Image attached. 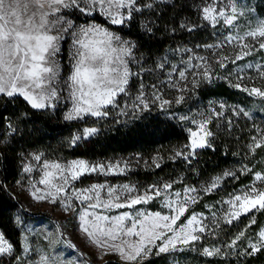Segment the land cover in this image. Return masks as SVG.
Here are the masks:
<instances>
[{
  "label": "snow or ice",
  "instance_id": "1",
  "mask_svg": "<svg viewBox=\"0 0 264 264\" xmlns=\"http://www.w3.org/2000/svg\"><path fill=\"white\" fill-rule=\"evenodd\" d=\"M74 9L82 14L92 16L97 11L107 18L108 23L114 26H130L137 13H142L145 9H153V3H142L141 0H0V95L9 98L22 97L32 109L46 110L55 105L52 101L58 100L60 96L59 87V65L56 60L60 52V43L65 39V34H69L73 40L74 51L72 60V72L65 86L69 88L70 97L73 101L71 109L66 112V121L85 120L92 116L105 118L109 116L108 107H119L118 97L126 93L130 78L138 73H132L129 67L130 62H135L134 49L137 45L131 39H124L120 35L112 32L109 28L89 23L76 25L72 19L65 14V10ZM202 20L206 21L215 29L221 24L230 26L227 28L228 35H223L216 43L195 45V48L203 47L208 50L222 49L224 45L231 44L234 40L241 46L234 48L231 53L216 52L211 57H202L193 54V49L184 47L174 51H180L187 55V59L182 61V67L171 66L169 72V84L175 88L172 81L173 72H177L181 81H187L188 75L193 79L191 84L198 87L201 82L209 84L214 79H224L231 87L239 89L249 96L264 98V86L249 87L242 83L245 79L243 75L245 68H252L251 63L238 67L235 73L229 71L227 76H219L213 68L227 69L229 64H236L244 57L255 51L264 50V18L248 24V30L244 37L254 38L258 41V48L251 43H242L244 37L233 36L232 29L239 28V20L250 14L251 10H244L236 3L230 6H217L214 2H209L201 8ZM154 24L155 22H151ZM180 27L188 32L195 31L199 25L187 22L181 23ZM141 28L149 35H154V29L148 21L141 22ZM172 32L176 29L172 28ZM215 34V33H214ZM199 61V63H192ZM167 59L156 66L163 69ZM260 71L258 75L264 78V63L255 65ZM191 70V71H189ZM235 75L237 81L233 82L231 77ZM155 91L151 94V100L145 95L141 83L138 95L135 98L136 109H149L150 104L159 102L160 108L181 104L185 97L180 95L173 100L164 99L158 94L156 85L151 86ZM187 83L183 84L178 91H187ZM219 107L224 109L225 102H220ZM234 115L249 113L242 108H233ZM120 114H126L121 109ZM202 115L201 121L197 124L194 117L187 116L174 117L179 120L197 124L196 130L188 129L189 143L185 144L182 150L175 153L178 157L191 163V158L196 155L197 149L212 148L209 137L213 133L207 128L212 116L220 117L224 113L213 112L209 116ZM0 119H5L0 117ZM231 125V120L228 121ZM8 134H14L16 128L11 121L7 123ZM99 130L95 127H83L74 134L69 141L76 144L78 141L90 138L97 134ZM264 147V130H260V135L251 137L248 145L249 151L254 152L257 148ZM3 156L0 154V159ZM42 161V154H28V157L21 159V170L24 173H31L33 165L31 161ZM160 165L157 164L156 167ZM112 170V166H107ZM118 167V165L116 166ZM104 164H90L81 159L72 160L61 164L60 162H48L43 160V176L38 181L44 185L47 191L34 188L32 196L39 201H49L51 203H61L64 211L74 215L78 219L79 229L92 239L93 243L103 254H116L123 264H144L150 255L168 253L180 247L190 250L196 248L197 242L204 239L206 233L216 235L215 228L219 227L216 213L211 214L209 224L204 223L203 214L192 212L185 217L178 227L177 220L188 212L189 203L195 204L201 192L208 193L216 190L220 181L224 177L238 179L239 174L251 172L255 181H260L245 186V190L240 193L231 194V199L222 203L228 205L225 210V222L231 224L233 220H239L242 215L250 213L254 209H264V171H254L242 165L238 170H225L221 175L214 177L204 187L197 189L194 186L184 188V199H179L181 193L177 192L178 199L169 201L166 206L173 214L162 215L161 212L144 213L136 211L135 216L130 212H122L119 215L109 216L90 212L89 209H111V208H132L134 205L147 203L154 196H160L161 189L172 188L171 183L162 185H150L148 190L141 193L138 189L133 194L135 186L124 185L123 191L130 195L121 196L118 190L112 186H107L108 199L101 201L100 190L104 189V184H92L85 188H76L74 181L80 180L90 172H104ZM124 171V169H120ZM19 184L20 182L17 181ZM0 185V188H3ZM151 193V194H149ZM195 193V195H192ZM95 202H91V201ZM75 201L87 203V207L80 210L75 207ZM141 217H143L141 219ZM19 221V217H17ZM128 222L126 225L125 222ZM108 222V223H105ZM255 223V220L251 221ZM247 227V226H246ZM63 236V233H61ZM125 237H135V240H128ZM47 238V237H46ZM247 239L248 243L242 247L238 255H253L264 249V230L259 232V238L253 240L252 237H245L244 231L239 232L234 238L228 241L224 247L235 249L238 247L237 241ZM59 242V241H56ZM70 247L75 248L70 241H65ZM202 253L205 256L227 255L220 247H204ZM14 245L0 232V254H12ZM155 250V251H154ZM27 251V248L25 249ZM17 264H23L20 256L15 257ZM40 264H63L57 257L41 256ZM68 264H78L76 261H69Z\"/></svg>",
  "mask_w": 264,
  "mask_h": 264
},
{
  "label": "rangeland",
  "instance_id": "2",
  "mask_svg": "<svg viewBox=\"0 0 264 264\" xmlns=\"http://www.w3.org/2000/svg\"><path fill=\"white\" fill-rule=\"evenodd\" d=\"M142 3H153V9H145L142 13H137L135 20L141 25V22L152 21L155 14L161 15V17H166V22L169 26L180 27L181 23L187 22L189 25H209L206 21L202 20L201 8L209 3L214 2L217 6H230L233 3H236L238 7L244 10H251L250 14L241 17L239 20V28L232 29V35H239L244 37V33L248 30V24L245 21H248L249 24H254L255 21L264 18V13H255L253 7L250 4H246L243 0H141ZM187 8V9H186ZM65 14L69 19H72L76 25H85L89 23H96L103 25L109 28L112 32L120 35L124 39H131L135 41L137 47L134 49L135 62H130L129 67L132 73H138V75H133L130 78L129 85L127 86L126 93L120 94L117 98L119 101V107L113 108L112 106L108 107L109 116L105 118H97L90 116V123L82 124L80 127H74L70 134V139L74 134H76L79 129L83 127H95L98 130L102 129L105 126L108 119H124L132 117L136 112L141 111V109H136L135 98L139 93L140 85L143 83V91L146 96L151 100V94L155 91L151 86L156 85L159 89L160 95L164 99L173 100L174 98L183 95L185 97L184 101L181 104H172L171 106H165V108L159 107V102L156 104H150L149 109L154 113H158L161 116L169 117L174 120L179 116L194 117L197 121V124L201 121L202 115L209 116L212 114L213 109L216 112H223L224 115L220 117L212 116L210 123H208L207 128L213 133L212 137H209L210 141H213L214 138L217 139L219 134H223V128L235 129V131L240 135H237L236 138L239 139V144L245 143L247 147L244 149L245 152H248L252 158V162L246 160H238L237 162L223 163L218 168L216 167L213 171H208L207 174L201 172H195L191 174L189 180H185L183 183H178L181 179L179 174H149L150 178H146L139 173V171H154V168L157 164L160 163L162 157H170L173 161L176 157L175 153L182 150L183 146L189 143L188 129L196 130L197 124L190 123L186 121L184 126L187 133L186 140H175L173 143L168 146H155L149 152H140V151H128V152H116L108 155H95V156H86V155H73L70 157L62 156L60 154H52L53 152L49 151L47 148L40 145L26 146L22 150L23 157H28V154H42V161H31L33 165V171L31 173L22 172L21 168L16 178L15 184L12 186L11 190L14 194L15 206H13L12 217H19L20 223L22 225V231L20 237L18 238L21 241L20 249H13L12 254H0L4 259L2 264H17L15 259L16 256L22 258L23 264H40L41 256L48 257H57L63 264H68L69 261H76L78 264H106V259H115L121 261L120 257L116 254H103L102 251L93 243L92 239L86 237V235L78 227V219L74 215L64 211V208L61 203H51L49 201H39L32 196V191L34 188H40L42 191H47L44 185L38 183V181L43 176V160L48 162L57 161L62 165L66 162L81 159L90 164H104L106 166L104 172L99 170L96 172H90L82 177L78 181H74L76 188H85L89 187L92 184H104L106 187L100 190V198L103 202L108 199L107 186H112L118 190V193L121 196V202H123L124 197L129 196L130 194L123 191L124 185L135 186L133 189V194H135L138 189L141 193L148 190L150 185H162L163 183H171V189H161L160 196H154L152 200H148L147 203H142L139 205H134L132 208H111V209H89L90 212L95 211L99 214L115 216L119 215L122 212H130L135 216L136 211H141L144 213H155L161 212L162 215L173 214L170 212L166 204L171 201L173 202V207H175V201L178 199L176 193H181L179 199H184V188L186 186H194L197 189L204 187L208 184L214 177L221 175L225 170H238L242 165H247L248 168L253 169L254 171H264V147L261 149L250 152L248 145L250 143L251 137L259 136L260 130H264V123L259 121H249L248 123H242L238 121L239 118L243 117V114L234 115L233 108H241L239 103L229 101L223 97H210L205 104L200 105L195 100L192 101L190 91H193L195 87L191 84L193 77L188 75L187 81H181L179 79L178 73L173 72L171 79L176 84V87L173 88L169 84V72L171 71V66L175 65L177 67H182V61L187 59V55L180 51H174L176 49H182L187 47L193 49V54L202 56V57H211L216 52H226L231 53L234 48L241 46L235 40L229 45L226 44L222 49H212L208 50L203 47L195 48V45H204V44H213L222 39L223 35H228L227 28L230 26H224L221 24L216 25L218 27V32H216L214 38L209 39V41L204 42L202 38L187 39L183 41H177L172 47L174 54H163V53H145L143 52L141 46L138 44L137 40L130 36L127 33L121 31L118 27H114L111 24L98 20L95 15H100L98 11L92 16L85 15L74 9L65 10ZM106 20L107 18L104 17ZM178 33V32H177ZM177 36V35H176ZM188 38V37H187ZM242 43H251L258 48V41L254 38L244 37ZM74 51L73 40L71 35L65 34V39L60 43V52L56 57V60L59 65V87L60 96L58 100L52 101L55 105L54 108L50 107L46 109L47 111L58 110L61 113V116L64 118L66 112H68L72 107V99L70 97L69 88L65 86V82L68 80L70 73L72 72V66L74 61L72 60V54ZM166 58L167 63L163 69L157 68V64L162 62ZM192 63H199V61H192ZM251 63L252 68H245L243 75L245 79L242 83L248 85L249 87L264 86V78H261L258 73L259 69L255 67L258 63H264V50L255 51L249 56L244 57L242 61H237L236 64H229L227 69H218L215 68L213 61L214 71L218 75L227 76L228 72L231 71L235 73L238 67H243ZM191 71V70H189ZM233 82L237 81L235 75L231 77ZM224 80V79H223ZM228 83V81H226ZM187 83V91L180 92L178 89ZM204 83V82H201ZM225 102L226 107L221 109L219 107L220 102ZM121 109L126 114H120ZM231 120V125L228 121ZM236 124V125H235ZM236 127V128H235ZM247 132V138H241L243 134ZM201 154H197L191 158V163L197 158L203 157ZM183 159V157H180ZM184 167H187L190 163L184 160ZM188 163V164H187ZM118 165V167H116ZM107 166H112V170L109 171ZM124 169V171H120ZM193 173V172H192ZM248 173L249 178L242 180L234 187L225 189L226 183L233 182L236 179L230 177H224L220 181H217L219 187L211 192L204 193L201 192L197 203L188 205V212L181 216L177 220L174 227H178L182 222H185V217L189 216L192 212L197 214H203L204 223L209 224L211 219V214L216 213L219 227L215 228L216 235H211L206 233L204 239L197 242L196 248L190 250L189 247H184V250L181 251L180 247L174 251L159 254L161 256V264H216L209 260H200L199 254H202V248L204 247L212 248L213 246L220 247L223 253H228L227 255L221 254L217 255V258H223L221 263L231 264L229 261V256L234 257L242 247L246 246L248 241L247 239H242L237 241L238 247L235 249L226 248L224 245L234 238L239 232L244 231L245 237H252L253 240L259 238V232L264 230V209H254L246 215H242V223L239 220H233L231 224L225 222V210L228 208V205L222 203L231 199V194L236 193L240 194L245 190V186L255 183L257 186L261 184L260 181H255L254 176L251 172ZM245 173L239 174V178L242 177ZM17 181L20 183L18 184ZM151 194V193H149ZM192 195H195L193 193ZM20 199V200H18ZM91 202H95L94 200ZM87 203H81L80 201H75V207L83 210L87 207ZM42 210L50 212L53 218L42 213ZM143 217H141L142 219ZM255 220V223L251 221ZM108 223V222H105ZM126 225L128 222H125ZM240 223V224H239ZM247 226V227H246ZM213 226L209 224V228ZM232 228V229H231ZM235 228V229H233ZM0 232H3L0 228ZM63 233V236H61ZM6 236V235H5ZM47 237V238H46ZM7 239L9 237L6 236ZM128 240H135V237H125ZM10 240V239H9ZM218 240V242H217ZM59 241V242H56ZM65 241H70L71 244L75 245V248L70 247ZM10 242H12L10 240ZM27 248V251L25 249ZM155 251V250H154ZM189 253L198 255L196 260H192L189 256ZM196 253V254H195ZM155 255V254H153ZM158 256V255H155ZM245 255H242V257ZM105 261V262H104ZM121 263H123L121 261ZM237 260H233L232 264H239ZM256 264H264V259Z\"/></svg>",
  "mask_w": 264,
  "mask_h": 264
},
{
  "label": "trees",
  "instance_id": "3",
  "mask_svg": "<svg viewBox=\"0 0 264 264\" xmlns=\"http://www.w3.org/2000/svg\"><path fill=\"white\" fill-rule=\"evenodd\" d=\"M243 2L250 4L255 13H264V0H243ZM95 16L98 20L108 23L104 17ZM153 21L155 22L154 24L151 23ZM149 23L154 29V35L145 33L136 20L135 23L132 21L130 26H112L118 27L124 33L134 37L143 52L152 54L173 55L172 47L175 42L194 38H202L204 42H207L209 39L214 38L216 32H218L217 26L214 29L210 25H200L192 32L174 27L176 31L172 32L173 26H169L166 22V17L156 14ZM219 76L222 77V75ZM189 93L192 101L195 100L200 105L205 104L208 98L216 96L239 103L241 108L247 111L249 115H243L238 121L245 124L249 121L264 123V98L249 96L247 93L231 87L222 78L214 79L211 84L207 82L200 83L198 87H195ZM0 117L5 118L0 119V154L3 156L0 159V185L4 186L0 188V228L12 241L15 249H20L22 246L18 238L23 229L20 220L17 221V218L12 217V208L16 204L11 188L15 184L20 171L23 156L21 152L26 146L40 145L53 152L52 154L57 152L56 154L66 157L73 155L95 156L128 151L147 153L155 146H168L175 140L182 141L187 138L184 128L186 121L172 120L169 117L159 115L156 111L154 113L151 109H143L130 118L121 120L117 118H114L115 120L108 119L105 126L97 134L90 138L82 139L76 144L69 143L71 131L74 127L78 128L82 124L90 123V116L86 117L85 120L66 121L58 110L51 112L32 109L20 96L9 98L0 95ZM9 120L13 127L16 128V132L11 135L8 134L7 129ZM222 132L223 134H219L217 139L214 138L213 141H210L212 148L197 149V154L200 155L203 152L204 158L195 159L187 167L182 165L186 163L178 156L173 161L170 157H162L159 163L160 166L155 167L154 171L150 173L149 171H139V173H142L146 178H150L149 174L153 173L157 175L177 173L181 178L178 183H183L185 180L190 179L191 174L195 172L207 174L208 171H213V169L218 168L223 163L227 164L238 160L252 162L249 153L244 151L247 148L245 143L240 145L239 139L235 136L239 137L240 133L238 134L234 128L226 131V127L223 128ZM241 138H247L246 131ZM261 148H257V152ZM248 178V173H245L241 178L226 183L225 189L232 188ZM41 212L53 218L50 212L46 210ZM242 221L243 219H240L241 223ZM235 254L234 257L229 256L231 264L233 260L239 261V264H256L264 259V249L250 256L245 255L242 257L238 253ZM189 256L192 260H196L198 255L189 253ZM199 256L200 260L215 261L216 264H223L221 263L223 258H217V255L205 256L199 254ZM160 259L161 256L159 255H150L144 264H161ZM3 260L2 256H0V264L4 262ZM105 261L106 264H123L115 259L108 258Z\"/></svg>",
  "mask_w": 264,
  "mask_h": 264
}]
</instances>
